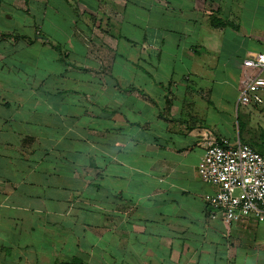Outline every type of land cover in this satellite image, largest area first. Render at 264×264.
<instances>
[{
  "label": "crops",
  "instance_id": "crops-1",
  "mask_svg": "<svg viewBox=\"0 0 264 264\" xmlns=\"http://www.w3.org/2000/svg\"><path fill=\"white\" fill-rule=\"evenodd\" d=\"M258 53L264 0H0V264H264L196 172L206 130L264 153Z\"/></svg>",
  "mask_w": 264,
  "mask_h": 264
},
{
  "label": "built area",
  "instance_id": "built-area-1",
  "mask_svg": "<svg viewBox=\"0 0 264 264\" xmlns=\"http://www.w3.org/2000/svg\"><path fill=\"white\" fill-rule=\"evenodd\" d=\"M243 64L264 68V53L243 59ZM261 92H264V76L247 75L239 102L264 109ZM202 145L197 175L217 188L203 196L214 211L211 216L220 213L227 225L246 216L264 222V153L240 140L230 141L209 130L204 133Z\"/></svg>",
  "mask_w": 264,
  "mask_h": 264
},
{
  "label": "rangeland",
  "instance_id": "rangeland-1",
  "mask_svg": "<svg viewBox=\"0 0 264 264\" xmlns=\"http://www.w3.org/2000/svg\"><path fill=\"white\" fill-rule=\"evenodd\" d=\"M9 65V64H8ZM31 66H34L33 64H30ZM30 65L28 64V65H26L25 66V70H24V72L26 71V73H28V75L27 76H25V79L24 80H22V82H23V88H21V89H31L32 87H33V85L37 82V80L36 79H34V76L32 75V73H29V72H31V70H32V67H30ZM23 65H20V68L22 67ZM49 67V64H42V71H47V70H49V69H46V68H48ZM14 68H16L17 69V65H14ZM125 69V68H124ZM43 81L44 80H42V83H43ZM126 82L123 80V84H125ZM76 87V86H75ZM20 89V90H21ZM26 93H28V92H26ZM25 93V95L28 97V96H30L29 94H26ZM45 97V96H44ZM11 155L13 154V153H10Z\"/></svg>",
  "mask_w": 264,
  "mask_h": 264
},
{
  "label": "trees",
  "instance_id": "trees-1",
  "mask_svg": "<svg viewBox=\"0 0 264 264\" xmlns=\"http://www.w3.org/2000/svg\"><path fill=\"white\" fill-rule=\"evenodd\" d=\"M28 0H25V2H27Z\"/></svg>",
  "mask_w": 264,
  "mask_h": 264
}]
</instances>
